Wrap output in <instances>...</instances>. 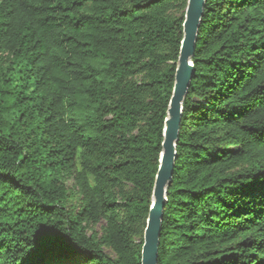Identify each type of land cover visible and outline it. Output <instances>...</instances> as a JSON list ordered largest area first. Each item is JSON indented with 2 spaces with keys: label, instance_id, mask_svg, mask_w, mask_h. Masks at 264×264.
Here are the masks:
<instances>
[{
  "label": "trees",
  "instance_id": "obj_1",
  "mask_svg": "<svg viewBox=\"0 0 264 264\" xmlns=\"http://www.w3.org/2000/svg\"><path fill=\"white\" fill-rule=\"evenodd\" d=\"M188 0H0V264H141ZM157 264H264V0H206Z\"/></svg>",
  "mask_w": 264,
  "mask_h": 264
},
{
  "label": "water",
  "instance_id": "obj_2",
  "mask_svg": "<svg viewBox=\"0 0 264 264\" xmlns=\"http://www.w3.org/2000/svg\"><path fill=\"white\" fill-rule=\"evenodd\" d=\"M206 0H188L183 22L181 41L174 86L163 125V140L159 157V167L155 176L152 203L143 235L141 264H157L158 245L166 205V189L170 184L175 166L176 144L182 120V104L187 96L192 80L196 38L203 17Z\"/></svg>",
  "mask_w": 264,
  "mask_h": 264
},
{
  "label": "rangeland",
  "instance_id": "obj_3",
  "mask_svg": "<svg viewBox=\"0 0 264 264\" xmlns=\"http://www.w3.org/2000/svg\"><path fill=\"white\" fill-rule=\"evenodd\" d=\"M78 263H82L81 260H79V262H77V264H78Z\"/></svg>",
  "mask_w": 264,
  "mask_h": 264
}]
</instances>
